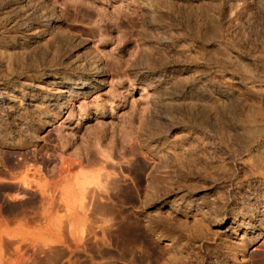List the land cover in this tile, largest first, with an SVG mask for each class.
<instances>
[{
  "label": "rangeland",
  "instance_id": "374dc122",
  "mask_svg": "<svg viewBox=\"0 0 264 264\" xmlns=\"http://www.w3.org/2000/svg\"><path fill=\"white\" fill-rule=\"evenodd\" d=\"M170 1L165 0L168 10L158 17L163 24L160 33L153 34L142 22V0H0V39L25 36L30 26L9 25L4 18L8 8L28 3L34 13L30 11L27 23L35 27V9L41 6L58 19L57 29L73 38L70 47L99 59L106 72L102 88L75 99L50 124L32 106L25 112L32 120L27 129L15 127L12 118L1 119L5 134L0 140V264H264V139L246 152L243 141H229L223 125L189 127L179 120H158L156 129L148 131L151 103L141 100L146 86L134 76L144 62L163 73L186 66L193 71L186 79L197 70L191 75L196 82L211 84L212 78L216 84L227 82L246 91H238L239 101L261 102L264 0ZM156 34L164 36L163 54L157 49L161 58L151 51H156L152 45ZM180 47L184 51H177ZM142 48L163 65L150 54L154 61L143 62L147 55ZM59 49L47 59L63 66L72 50ZM39 62L34 68L28 62V68L10 62L11 71L0 63V93L5 88L19 90L21 97L20 90L44 73L43 59ZM202 75L210 76V82ZM248 91L260 96L247 95ZM244 101H237L235 108ZM155 131L179 146L186 143L190 150H177L171 161L152 155L150 148L156 144L147 139ZM188 132L195 139L186 141ZM233 142L244 147L238 149ZM86 151L94 153L90 161L83 159ZM12 154L14 162L8 158ZM25 158L27 166L15 167ZM86 170L88 175L83 174ZM200 195L207 198L192 212L178 204ZM243 218L251 219L254 228L243 226ZM222 221L242 226L224 232Z\"/></svg>",
  "mask_w": 264,
  "mask_h": 264
},
{
  "label": "bare ground",
  "instance_id": "6f19581e",
  "mask_svg": "<svg viewBox=\"0 0 264 264\" xmlns=\"http://www.w3.org/2000/svg\"><path fill=\"white\" fill-rule=\"evenodd\" d=\"M28 1H30V0H28ZM172 1H170V2L172 3ZM24 2H25V0H24ZM166 2H167V0H166ZM24 5L25 4H21L18 2V4L15 7H13L12 10L10 9V11H9V8H8V12H6L4 14V18L9 25H12V27H15L16 25H20V26L23 25L25 27H28L30 25L26 31L27 35L22 36V37H14L11 39H2V38L0 39V61H1L0 63H2L4 66L7 65L9 67V70H10V65H8V64H10V62H13V65H14V63H16V65H18V67H20V66L21 67L22 66L27 67L26 63L28 62L30 65H33V68H34V65L38 66L40 63L39 61L41 59H43L44 62H41V63H43V65L45 64L43 74L39 73L40 75L38 74L39 76L35 77V79L33 78V76L30 77V78L34 79L33 80L34 84L28 83L29 85L26 86L25 89L20 90L21 97H19L16 94V92L18 93L19 90L15 91V92L13 91L14 92L13 93L7 88H5V89L2 88L3 91H1V93H0L1 102L7 103L6 106L0 105V126H1V119L8 117L9 119L10 118L13 119L15 127H18L21 129H27L28 125L32 122V120L27 116V114H25V112L28 109V106H32L33 112L35 114L39 115L42 118V120L45 121L46 124H50L51 121H53L56 116L63 113L64 108H67L69 106V104H71L75 99H77L81 95L87 96L92 90L102 88L105 85L104 76L106 75V72H105L103 66L101 65V63L99 62V59L88 58L83 53H81L80 49L75 48V47H72V48L70 47L72 45L71 41L73 38L70 39L71 36L69 38V36L67 37L63 34V32H62L63 30L57 29L58 27L56 26V22L58 19L54 18V15L51 17L48 14L49 12L47 13L43 7L38 6L37 9H35V11H37V12L35 15L36 21L34 22V25H35V27H34L33 22H31L29 24L27 23L30 11H32L33 9L32 10L30 9V11H29V8H27L28 3L26 6H24ZM29 5H30V3H29ZM185 5H187V4L185 3ZM34 6H35V4H34ZM166 6H168V5L165 4V0H142V5H141V11L143 14L142 22L145 25H147L148 27H150L152 29V32L154 31L155 33H160L159 29L161 30L163 24L159 23L158 17L162 19V17L159 15H161V13L164 11V9L168 10V9H166ZM32 12L34 13V11H32ZM193 14H195V13H193ZM154 32H153V34H155ZM154 36H156V37L153 38V40L154 39L155 40H154L152 45H153V49L155 48L156 51H153V50H151V51L153 53H155V52L157 53V51L161 48L162 42H164V41L161 40L162 36L158 35V37H157V34ZM162 38L164 39V36ZM165 38H167V37H165ZM170 40H172V39H170ZM171 43H172V41H171ZM73 44H74V42H73ZM147 47H149V46H146V48ZM150 47H151V44H150ZM59 48H63V49L65 48L66 50L69 48L72 50L71 54L67 58V61L64 64H62L63 66H58V64L56 65V63L54 65V63H52V60L47 59L49 57H53L55 55V53H58L57 51H60ZM143 48H145V47H143ZM146 48H145V50H146ZM164 48H165V46H164ZM161 49H160V51H161ZM163 49L161 51L162 53L158 52L156 55L159 54L158 56H160V53L162 55ZM185 49H187V48H185ZM168 50H170V49H168ZM187 50H185V51L187 52ZM143 51H144V49H143ZM147 51H148L147 53L151 55L152 52H149L150 51L149 49H147ZM171 51H172V49H171ZM173 51H174V48H173ZM177 51L181 52L184 50L183 49L181 50V47H180V50H177ZM144 54H146L145 51H144ZM148 54H146L147 57L141 58L143 62H144L143 59H146L147 62L148 61L149 62L154 61L155 58L150 59L148 57ZM177 54L178 53H176L175 55H177ZM180 54H182L181 56L184 55L183 53H180ZM152 55L154 56V54H152ZM187 55L185 54V57ZM158 56H156V57H158ZM163 57H162V59L164 61ZM223 57L226 58L227 55L223 56ZM160 58H161V56H160ZM160 58L157 59V61L160 60ZM188 59H190V58H188ZM188 59L186 58V60H188ZM151 60H153V61H151ZM224 60L228 61L227 59H224ZM155 62H156V60H155ZM136 63H138V62H136ZM144 63L141 64L142 66L139 64V66L142 67L141 68L142 70L136 71L134 76H135L136 80L140 81V83L142 82V84H144L146 86L145 93L142 95L141 100H148V101H145V103H149V104L151 103V107H152V108H150L151 110L149 109L150 111L147 114L148 120L146 122L147 123L146 130L149 129L148 131H150L152 129H156V127L158 126V124L156 122L158 120L165 121V122L167 121V123H170L174 120H179L181 122L182 121L187 122L186 125L189 127L191 126V125H189V123H192L196 126L205 127V128H210L207 126L208 124L211 127L213 126V127H217V128L219 127V125H220V128H221V125H223L224 130L222 129V131H224V134H226V133L228 134V137L231 139L229 141H239V140H241V142L243 141L245 144L244 149L242 148V147H244L242 145L243 143L240 144L241 145L240 146V145H234V142H233V145L237 146L238 149H240L238 147V146H240L242 148V151L244 150L246 152H252L253 149L255 148V146H257V144L261 140L263 141V139H264V107H262L261 104L264 103V101H263L264 99H262V101H263L262 102L261 98L264 97V95L262 97H260L261 102L258 101L259 100L258 98H257L258 99L257 101H253L256 99H251V101H248L250 103L248 104V106L246 108H243L244 111L241 109L242 108L241 105H243V107H244V105H247L245 103H248V102H245L244 100H246V99L243 98L244 100H241V101L242 102L244 101L245 103L244 104L239 103V104H241V105H239V107H241L240 109L242 111H241V113H238V111L240 109H239V107H237L238 110H235V109H237V108H235V106H237L236 104H238V102H241V101H239V99H241V97H242V94L240 92H242L243 89L240 90V88H239L237 90V87L235 85L232 87L233 84L230 86L229 85L230 83H227L225 81V77H224V81L227 84L226 83L221 84V82H223V81L216 84V83H214L213 80H215V79H213V78H212L213 80L211 79V84H208L207 81H206L207 82V84H206V83H203L199 80H198V82H196V79H194L195 78L194 76L197 72V70L195 69L196 67L193 68L196 70L195 74H190V78H192V77H194V78L186 79L188 77L187 74H189L190 72H193L190 69H187L186 66L184 68H181L182 67L181 66L180 69L178 67H177L178 69L174 67V69L171 70L169 73H163V72H160L159 69H156V67L154 68V66L152 68L151 64L149 67V64L145 63L148 65L147 66ZM156 63H159V62H156ZM160 63H161V60H160ZM29 64H28V67L30 66ZM132 64L133 63H131V65ZM164 64L167 65L166 60H165ZM134 65H135V63H134ZM161 65H163V63H161ZM7 66H5V67H7ZM41 66H42V64L40 65V67ZM137 66H136V68H137ZM14 67L16 68V66H14ZM14 67H13V69H14ZM18 67L16 69H18ZM38 67H35V68H38ZM7 68H6V70H7ZM38 69H40V68H38ZM160 69H163V68H160ZM170 69H172V68H170ZM197 69H199V68H197ZM19 70H21V69H19ZM133 71H135V70H133ZM167 71H168V69H167ZM203 71H201V72H203ZM204 72H206V71H204ZM197 73H199V71ZM207 74L208 73H206V75ZM191 75H194V76L191 77ZM182 77H184V79H182ZM196 77L198 78L197 75H196ZM200 77L203 78V81L206 80V78L208 79V81L210 79V78H208L210 76H207L206 78H204V75H202ZM236 79H239V78H236ZM220 80H223V79H220ZM37 81L42 82L43 85H40V86L36 85L35 83ZM234 84H235V82H234ZM246 86H244V87H246ZM253 86H255V85H253ZM250 87H252V85ZM212 88L214 91H216V94L211 92L212 90H210V89H212ZM239 90H240V92H238ZM254 90H257V89L255 88ZM254 90L250 89V91H253V92H254ZM250 91L247 92L248 93L247 95H250V93H252ZM259 91H260V89H259ZM243 92L246 94V91H243ZM256 92H258V90L255 91L254 93H256ZM258 94L259 93H257L256 95L253 94V97L257 96ZM259 96H260V94H259ZM245 97H246V95H245ZM248 100H250V99H248ZM34 102H36V103H34ZM48 111L49 112L53 111V112L51 114H48L47 113ZM236 111H237V113H235ZM141 118H143V117H141ZM140 120H142V119H140ZM194 125H192V127ZM2 128L3 127L0 128V140L2 139L3 135L5 134V131ZM205 128L202 129V133L204 132L203 130H205ZM190 129L191 128H189V131L192 132ZM214 129H216V128H214ZM219 129H216L217 131H214V132H216V133L222 132ZM129 130H130V128H129ZM197 130H199V129H197ZM197 130H195V132ZM104 132H105V130H104ZM130 132H131V130H130ZM195 132H194V134H195ZM205 132H208V131H205ZM211 132H212V129H211ZM127 133H128V131H127ZM152 133L153 134L149 137V139H147V141H149L153 145L156 144L158 146V148L156 147V145L155 146L152 145L153 147L150 148V153L154 156H157V157L165 159V160L168 158L172 159L175 156V154L177 153V150H179V151L181 150L180 153L181 152L186 153V151L188 149L186 150V147H185L186 143L183 142V141H185L184 138H186V141L190 140L191 138L195 139V138H193L195 135L192 137V135H190L189 132H188L190 135L189 137H188V134H186L187 137H184L181 134L180 136L184 137L182 143H185V144L179 146L180 144L177 145L179 142L177 143L176 141H173L170 139L168 140L166 137H164L162 134H160L159 131H158V133L157 132L156 133L152 132ZM143 135H144V133H143ZM218 136H219V134H218ZM220 136H221V138L226 136V139H227V135L223 136V132H222V135H220ZM139 137H140V134H139ZM198 137L199 136H197L196 139L199 141L201 138L198 139ZM96 138H98V136H96ZM99 138L101 139L102 137L99 136ZM201 141L202 140H200V142ZM191 142H192V140H191ZM237 143L239 144V142H237ZM231 144H232V142H231ZM89 146H91V145H89ZM192 146H194V145L192 144ZM258 146H259V144H258ZM88 150L91 151L92 149L90 148ZM104 150H105V148H103V151ZM261 151H262V149H261ZM88 152L85 155L86 158H83V159L84 160L87 159V161H90L91 158L94 156V153H91V152L88 153ZM191 152H193V150H191ZM243 154H244V152H243ZM76 155H78V154H76ZM180 155H182V154H180ZM247 155H249V154H247ZM87 156H88V158H87ZM108 156H109V154H108ZM14 157L15 156L12 154V155H9L8 158L10 161L14 162L13 161ZM191 157H189V158L191 159ZM262 157H260V158L262 159ZM171 159H170V161H171ZM24 160L21 162L15 163V167L27 166L28 162L26 160H28V158H25ZM173 160H176V159L174 158ZM81 162H82V158H81ZM87 165H85L84 167H86ZM105 165H106V163H105ZM254 167L256 168V167H261V166L258 165V166H254ZM79 168H80V170L82 169V167H79ZM251 168H250V170L253 169V168L252 169ZM262 168H263V165H262ZM31 169H33V168H31ZM32 171H34V170H32ZM81 171H84V169ZM88 171H87V173L83 172V174L88 175L89 174ZM91 173H92V170H91ZM91 173H90V175H91ZM81 175L82 174H80V176ZM72 176H74V178H77L78 173L76 174V172L73 171ZM85 176L86 175H84L83 177H85ZM14 183H12V184H14ZM113 183H114V181H113ZM15 185L16 184H14V187H15ZM80 187L82 188V186H80ZM80 187L78 186L77 188H80ZM7 188H8V186H7ZM205 197H206L205 195H200V196L193 197L191 199H188V198L182 199L181 198L182 200L181 201L178 200V202L180 201L178 204H179V206L182 207V209L184 208L183 211L186 210L188 212H192V210H191L192 207H194L195 204H197V203L199 204V202L202 201ZM249 197H251V196H249ZM207 201H208V199H207ZM235 223H237V222L236 221H231V222L222 221L219 223V225H220L222 231H224V232H226V231H233L234 232L235 230H237V227L239 228L242 225L247 227V228H249V227L254 228L253 222L251 221V219L243 218L242 225L237 224L236 228L233 227ZM255 230H257V229H255Z\"/></svg>",
  "mask_w": 264,
  "mask_h": 264
}]
</instances>
